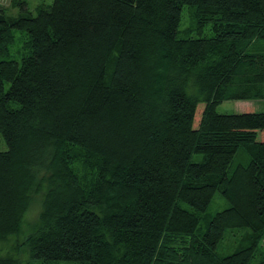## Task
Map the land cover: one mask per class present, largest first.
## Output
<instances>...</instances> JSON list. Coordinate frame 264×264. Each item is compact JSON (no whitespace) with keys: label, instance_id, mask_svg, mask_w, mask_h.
<instances>
[{"label":"trees","instance_id":"1","mask_svg":"<svg viewBox=\"0 0 264 264\" xmlns=\"http://www.w3.org/2000/svg\"><path fill=\"white\" fill-rule=\"evenodd\" d=\"M11 5L15 16L0 6V242L21 235L38 193L27 264H264V112H216L264 101V0ZM215 194L227 208L210 217ZM233 230L245 240L219 255Z\"/></svg>","mask_w":264,"mask_h":264},{"label":"rangeland","instance_id":"2","mask_svg":"<svg viewBox=\"0 0 264 264\" xmlns=\"http://www.w3.org/2000/svg\"><path fill=\"white\" fill-rule=\"evenodd\" d=\"M28 3V8L30 11H34L35 7L44 2L49 4L51 0H26ZM6 9V14L8 16H15L17 14V9L14 6H3ZM190 26V17L186 8L182 11V18L180 22V29ZM15 41L11 48L12 56H19L22 52H24V35L17 34L15 36ZM216 112L218 114H240L246 112H264V101H255V102H247V101H225L219 104L216 107ZM5 150V145L0 142V151ZM201 159L200 155H194L192 157L193 161H199ZM41 200L42 197L38 193L32 196V201L30 203L29 208L27 209L21 230V235L17 237H11L7 241L0 242V258L6 257L7 255H11L17 260L19 259L20 264H27L25 261L26 257L23 252L20 251L19 245L23 243V239L27 234H29L32 228L37 224L39 213L41 211ZM227 208V203L223 200V198L219 194H215L213 200L207 208L206 215L213 216L217 212H220ZM248 232L246 230H233L230 232H226L223 240L221 241L217 252L221 256L229 255L233 253L237 247L245 240L246 234ZM261 250L264 251V240L261 243Z\"/></svg>","mask_w":264,"mask_h":264},{"label":"crops","instance_id":"3","mask_svg":"<svg viewBox=\"0 0 264 264\" xmlns=\"http://www.w3.org/2000/svg\"><path fill=\"white\" fill-rule=\"evenodd\" d=\"M23 1H25L26 3H27V1L26 0H23ZM10 3H11V0H0V6H9L10 5ZM28 4V3H27Z\"/></svg>","mask_w":264,"mask_h":264}]
</instances>
